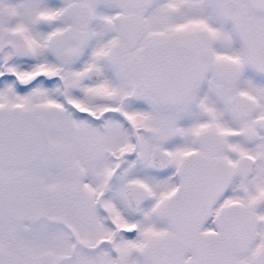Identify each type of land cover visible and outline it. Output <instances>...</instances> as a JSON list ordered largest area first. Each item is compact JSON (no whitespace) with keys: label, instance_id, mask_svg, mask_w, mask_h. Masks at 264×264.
Returning a JSON list of instances; mask_svg holds the SVG:
<instances>
[{"label":"snow or ice","instance_id":"obj_1","mask_svg":"<svg viewBox=\"0 0 264 264\" xmlns=\"http://www.w3.org/2000/svg\"><path fill=\"white\" fill-rule=\"evenodd\" d=\"M0 264H264V0H0Z\"/></svg>","mask_w":264,"mask_h":264}]
</instances>
